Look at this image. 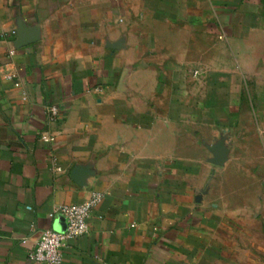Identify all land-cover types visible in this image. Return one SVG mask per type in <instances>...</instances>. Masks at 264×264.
<instances>
[{"label": "crops", "instance_id": "crops-1", "mask_svg": "<svg viewBox=\"0 0 264 264\" xmlns=\"http://www.w3.org/2000/svg\"><path fill=\"white\" fill-rule=\"evenodd\" d=\"M95 192L62 264H264V0H0V264Z\"/></svg>", "mask_w": 264, "mask_h": 264}, {"label": "built area", "instance_id": "built-area-1", "mask_svg": "<svg viewBox=\"0 0 264 264\" xmlns=\"http://www.w3.org/2000/svg\"><path fill=\"white\" fill-rule=\"evenodd\" d=\"M13 34L16 35V32ZM47 113L50 121L54 122L60 116V109L55 105L50 106ZM58 171L61 169L58 168ZM103 199V194L95 192L83 203L67 204L56 208L54 213L62 219L64 229L43 233L28 253L29 260L40 264H62L68 243L78 240L89 232V219ZM26 242L23 240V243Z\"/></svg>", "mask_w": 264, "mask_h": 264}, {"label": "water", "instance_id": "water-1", "mask_svg": "<svg viewBox=\"0 0 264 264\" xmlns=\"http://www.w3.org/2000/svg\"><path fill=\"white\" fill-rule=\"evenodd\" d=\"M35 31L36 29H27L25 27L21 28L18 35L17 46L25 47L28 46L35 41ZM213 153L215 156L214 164L217 166H221L227 159L229 148L222 141L220 144L216 145L213 149Z\"/></svg>", "mask_w": 264, "mask_h": 264}]
</instances>
